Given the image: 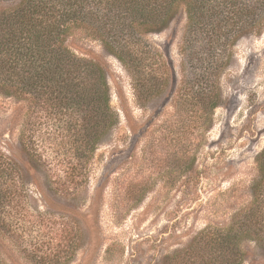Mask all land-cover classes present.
Returning <instances> with one entry per match:
<instances>
[{
    "label": "rangeland",
    "instance_id": "1",
    "mask_svg": "<svg viewBox=\"0 0 264 264\" xmlns=\"http://www.w3.org/2000/svg\"><path fill=\"white\" fill-rule=\"evenodd\" d=\"M185 24L180 13L161 34L145 36L165 74L142 77L143 87L75 30L70 49L107 68L119 117L84 175L69 169L84 166L72 155H56L53 121L37 132L46 162L30 173L19 144L28 105L0 96V152L18 162L24 182L0 212L4 264H264V245L253 240L238 242L236 255L211 243L251 202L255 157L264 148V31L231 47L214 78L222 103L203 131L193 99L181 111L175 106ZM159 81L166 85L156 97Z\"/></svg>",
    "mask_w": 264,
    "mask_h": 264
},
{
    "label": "trees",
    "instance_id": "2",
    "mask_svg": "<svg viewBox=\"0 0 264 264\" xmlns=\"http://www.w3.org/2000/svg\"><path fill=\"white\" fill-rule=\"evenodd\" d=\"M180 13L186 18L180 47L184 81L175 106L181 111L193 99L204 131L222 103L214 78L238 40L263 33L264 0H0V96L28 105L19 144L30 173L39 169L37 162H46L36 139L44 122L57 124L56 155L84 164L69 167L78 176L119 125L110 106L108 70L74 54L69 41L75 30L98 41L142 86V77L165 74L145 36L161 34ZM157 84L156 97L166 82ZM255 166L251 202L231 226L214 233L211 243L218 250L236 255L243 239L264 245V148ZM21 168L0 152V212L5 198L24 187Z\"/></svg>",
    "mask_w": 264,
    "mask_h": 264
}]
</instances>
